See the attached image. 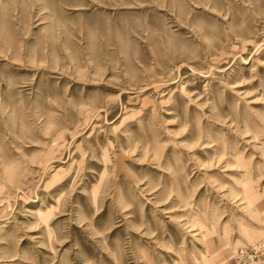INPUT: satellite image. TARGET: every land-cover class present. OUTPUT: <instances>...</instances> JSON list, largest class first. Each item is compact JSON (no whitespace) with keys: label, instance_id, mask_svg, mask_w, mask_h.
I'll return each mask as SVG.
<instances>
[{"label":"rangeland","instance_id":"374dc122","mask_svg":"<svg viewBox=\"0 0 264 264\" xmlns=\"http://www.w3.org/2000/svg\"><path fill=\"white\" fill-rule=\"evenodd\" d=\"M263 238L264 0H0V264Z\"/></svg>","mask_w":264,"mask_h":264},{"label":"built area","instance_id":"2783aa9c","mask_svg":"<svg viewBox=\"0 0 264 264\" xmlns=\"http://www.w3.org/2000/svg\"><path fill=\"white\" fill-rule=\"evenodd\" d=\"M254 260L264 264V238L250 247L238 249L231 264H248Z\"/></svg>","mask_w":264,"mask_h":264}]
</instances>
